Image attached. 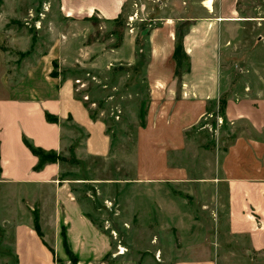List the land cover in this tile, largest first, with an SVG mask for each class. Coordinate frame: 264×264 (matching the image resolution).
I'll list each match as a JSON object with an SVG mask.
<instances>
[{
    "label": "crops",
    "instance_id": "1",
    "mask_svg": "<svg viewBox=\"0 0 264 264\" xmlns=\"http://www.w3.org/2000/svg\"><path fill=\"white\" fill-rule=\"evenodd\" d=\"M208 1L59 0L61 16L51 21L53 47L41 52L33 50L29 32L0 20V227H12L16 264H60L59 258L68 264L64 235L76 264H102L113 252L110 230L138 227L131 224L136 215L151 233L162 230L164 217L172 218L171 227H187L184 218L191 210L182 196L202 202L198 211L204 217L216 216V236L209 222L199 242L173 241V264H264V94L237 96L227 80L223 35L247 21L241 0H213L211 6ZM134 13L138 17L131 21ZM96 17L111 31L117 21L128 25L119 45L85 43L97 32ZM67 23L73 24L68 35ZM135 26L141 28L137 33ZM61 35L74 37L72 52ZM180 37L186 59L178 65ZM69 55L83 69L104 56L111 71H123L113 89L120 86L144 99L147 85L145 125L138 126L123 158L132 176H93L90 160L115 157L113 138L79 95L81 85L53 72L64 71ZM221 101L227 120L248 126L218 158L216 175L193 177L176 156L188 149L189 132L214 113L208 106ZM129 112L138 123L139 102ZM26 141L77 167L58 160L37 169L40 159ZM45 190L52 193L48 199L39 193ZM95 190L104 192L96 208ZM39 199L52 202L40 232L35 209L28 207ZM50 231L56 234L51 242L43 235Z\"/></svg>",
    "mask_w": 264,
    "mask_h": 264
},
{
    "label": "rangeland",
    "instance_id": "2",
    "mask_svg": "<svg viewBox=\"0 0 264 264\" xmlns=\"http://www.w3.org/2000/svg\"><path fill=\"white\" fill-rule=\"evenodd\" d=\"M58 1L0 0V20L2 19L6 27L29 32L33 38V50L36 52L46 51L53 47L51 46L54 33L51 24L52 18L57 15L61 16L57 13ZM240 4L242 17L246 18L247 21H241L239 25L227 28L223 35L222 48L226 58L227 80L231 83V92L236 93L237 96L252 95L253 93L264 94V0H241ZM140 7V13L145 15V8H142L143 5ZM93 23L97 27V32L90 35L85 43H98L102 48H105L108 42L112 45H119L123 33L128 31V25L122 21L115 22L112 31L109 27H105L97 17L93 19ZM65 27L68 35V31H71L73 24L67 23ZM135 27L137 33L141 28L140 26ZM141 27L148 28V26ZM112 32L114 37H111ZM67 35H61L59 38L66 45L67 52H72L75 44L74 37L69 39ZM111 39L113 40L110 41ZM95 57L93 56L92 59H95ZM94 63V67L90 69L79 68V64L74 63L72 56L69 55L64 63V71L53 70V72L61 73L63 79L72 77L75 79L76 84H84L81 85L78 91L79 95L86 100L93 116L105 120L112 135L113 150L116 155L108 161L101 158L90 160L89 164L92 166L93 176L100 178L132 176L133 171L123 158L135 142V133L141 124V118L138 123L134 122L131 119L130 112L128 113V107L132 106L134 101H137L139 102L140 114L146 111L149 100L147 85L145 84L144 99H141L142 95L139 99L135 92L130 90V94V91L122 89L120 86H118V89H113L112 86L119 84L122 80L121 74L123 71H111L107 67L108 62H106L104 56L96 58ZM78 80L82 83H78ZM86 95L87 98H85ZM220 105L221 103L208 106L207 109L214 113L206 114L199 124L189 132L188 149L176 156L179 164L187 166L190 175L193 177L216 175L218 158L234 141L238 133L248 126L245 122L232 123L227 120L224 110L221 111L220 109ZM219 116L223 117V123L221 124L218 123L217 118ZM62 162L67 167H77L67 159ZM81 168L84 169V166H81ZM82 191L86 190L82 189ZM39 193L47 199L52 195L48 190ZM102 193L104 192L101 191L100 194L99 191L95 190L96 197L95 199L91 198L95 208L99 206L98 197H101ZM0 197L3 198L1 195ZM182 197L186 199L184 202L191 210L190 216L184 218L187 227H179L175 223L171 227L169 224H172V218L164 217L162 218L164 224L161 227L162 230L151 233L145 231V227L140 226L139 223L143 217L136 215L134 219L132 218L134 223L131 224H136L138 227L133 228L132 226L130 228L125 225V228L130 229L120 231L114 226V229L117 230L115 235L112 232L114 230H110L113 239V252L104 258L102 264H173V241H176L178 246L199 242L202 239V231L208 226L209 222L213 224L215 239L216 216L213 214L211 219L204 217L202 212L198 211L200 207L202 208V202L194 201L191 197ZM30 205L28 207L35 209L34 216L37 217V224L42 229V223L47 219V217L43 218L42 215L52 210V202L45 201V199L40 201L39 199L38 202H32ZM149 220H156L157 222L158 217H150ZM105 224L110 227L108 221H105ZM43 235L51 242L56 234L50 231L43 233ZM197 236L200 237L199 240H196ZM118 245L127 248L125 254L116 255ZM196 250L200 254L204 249L201 245ZM214 250L216 249L214 248ZM157 251L161 252V261H157L155 257ZM66 253L69 257L68 264H76L69 249H66ZM58 261L60 264H66L60 258ZM0 264H16L13 232L10 225L0 227Z\"/></svg>",
    "mask_w": 264,
    "mask_h": 264
},
{
    "label": "trees",
    "instance_id": "3",
    "mask_svg": "<svg viewBox=\"0 0 264 264\" xmlns=\"http://www.w3.org/2000/svg\"><path fill=\"white\" fill-rule=\"evenodd\" d=\"M174 56H175V59L177 60L178 65H181L182 62L184 61V59H186V56H185V54L183 52L182 37L179 38V42H178V45H177V47L175 49ZM224 106H225V102L224 101H221V105H220L221 111L224 110ZM145 115H146V111L145 112H141V114H140L141 125H145ZM93 117H95V116H93ZM49 119L52 120L53 118L49 116ZM26 144L32 150V152L35 155H37L39 157V159H40V163H39L37 169H39L40 167H42L43 164H45L47 162H56L58 160H60V161H65L66 160L65 157H61V156L57 155L55 152H46L42 148L34 147L28 141H26ZM35 226H36V228L40 232L41 229H40L39 225L37 224V217L36 216H35ZM64 243H65L66 249H69L68 248V244L66 242L65 235H64ZM69 251H70V249H69ZM70 253H71V251H70Z\"/></svg>",
    "mask_w": 264,
    "mask_h": 264
},
{
    "label": "built area",
    "instance_id": "4",
    "mask_svg": "<svg viewBox=\"0 0 264 264\" xmlns=\"http://www.w3.org/2000/svg\"><path fill=\"white\" fill-rule=\"evenodd\" d=\"M136 17H138V13H134L132 16H130V20L133 21ZM78 83H82V82H80V80H78ZM81 85L83 86L84 84H81ZM87 97L88 96L86 95L85 98H87ZM217 119H218V123H220V124L223 123V117L222 116H219ZM106 205L108 207H111L112 202L106 201ZM112 232L114 235L116 234L115 231H112ZM126 251H127V248L125 246L118 245V250L116 252V255H123V254H125ZM155 257H156L157 261H161L162 260L161 259V252L157 251V253L155 254Z\"/></svg>",
    "mask_w": 264,
    "mask_h": 264
},
{
    "label": "bare ground",
    "instance_id": "5",
    "mask_svg": "<svg viewBox=\"0 0 264 264\" xmlns=\"http://www.w3.org/2000/svg\"><path fill=\"white\" fill-rule=\"evenodd\" d=\"M212 2H213V0H209L208 1V4L211 6L212 5Z\"/></svg>",
    "mask_w": 264,
    "mask_h": 264
}]
</instances>
